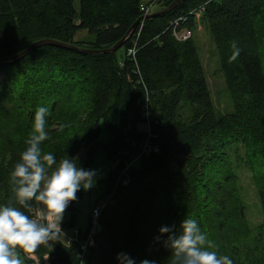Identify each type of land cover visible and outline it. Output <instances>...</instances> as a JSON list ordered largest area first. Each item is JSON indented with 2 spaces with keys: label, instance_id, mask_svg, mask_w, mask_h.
<instances>
[{
  "label": "trees",
  "instance_id": "16d2710c",
  "mask_svg": "<svg viewBox=\"0 0 264 264\" xmlns=\"http://www.w3.org/2000/svg\"><path fill=\"white\" fill-rule=\"evenodd\" d=\"M74 1L0 0V60L45 39L89 50L113 48L144 16L141 7L151 4L80 0L77 9ZM175 1L159 0L157 12ZM202 5L201 20L212 34L233 101V112L225 116L215 110L195 43H179L172 33L179 17ZM81 32L88 40L77 41ZM236 49L239 55L232 60ZM263 53L264 0H183L171 13L144 21L113 53L43 46L20 62L1 64L0 204L14 196L10 173L33 134V117L42 102L50 113L49 139L42 142V152L54 153L59 162L85 149L89 168L104 150L115 162L94 247L82 257L81 244L89 230L83 234L78 229L72 244L60 238L34 253H21L25 264H35L30 255L39 264L46 257L49 264H117L122 252L137 264L144 259L171 264L164 247L167 237L160 236L159 229H178L187 218L202 219L210 185L233 183L234 175L225 167L227 147L238 141L264 156ZM82 91L87 94L86 110L63 107ZM104 129L111 135L109 143L99 142ZM215 168L218 179L213 181ZM258 184L264 213V179ZM74 227L73 212L61 228L66 232ZM256 239L264 249V223ZM236 248L231 252L229 246L217 245L213 250L228 255L233 264H257Z\"/></svg>",
  "mask_w": 264,
  "mask_h": 264
},
{
  "label": "clouds",
  "instance_id": "9594fccd",
  "mask_svg": "<svg viewBox=\"0 0 264 264\" xmlns=\"http://www.w3.org/2000/svg\"><path fill=\"white\" fill-rule=\"evenodd\" d=\"M239 55V49L230 59ZM48 107L39 106L33 117L32 135L10 173L14 196L0 204V264H24L21 253L31 254L49 241L66 233L61 228L66 209L77 201V194L96 186L97 172L79 166L78 157L61 159L42 152L49 139L46 130ZM164 247L171 253V264H233L228 255L218 254L196 219H184L179 228L162 226ZM117 264H137L127 253L116 256ZM139 264H156L144 259Z\"/></svg>",
  "mask_w": 264,
  "mask_h": 264
},
{
  "label": "rangeland",
  "instance_id": "374dc122",
  "mask_svg": "<svg viewBox=\"0 0 264 264\" xmlns=\"http://www.w3.org/2000/svg\"><path fill=\"white\" fill-rule=\"evenodd\" d=\"M145 1H151L152 4L155 0ZM74 3L75 7L79 9L80 0H75ZM159 9L160 7L155 4L151 11L152 14L156 13ZM192 27V40L197 47L205 71L215 110L220 116L228 115L233 112L234 106L220 68V57L212 34L202 20L198 25H193ZM76 39L77 41H86L88 40V36L85 32H81L77 35ZM43 87L41 86L42 89ZM78 91L79 88L77 89ZM81 94L78 98L75 96L72 103H64L63 107L68 108L72 106L73 108L86 110L88 106L87 94L84 91ZM44 103L42 102L41 106ZM79 127L74 130H79ZM110 141L111 135L104 129L99 142L109 143ZM227 154L228 164L225 167L226 170L230 169L235 180L232 184L219 182L218 185L215 183L210 185L211 194L206 196L208 206L206 208L203 206V210L200 211L202 219H197L203 224L206 223V226L202 227L201 223L198 224L207 231L206 235L214 247L226 245L229 246L231 252H234L233 250L239 247L243 258L248 256L254 259V263L264 264L263 244L260 245V242L256 239L258 231L264 223V213L258 191V182L262 181V178L264 179V156L254 152L238 141L231 143L227 147ZM136 156L131 157V161ZM76 157L79 159L80 167L96 170L97 183L88 192H79L77 194V201L66 209L62 223L71 220L74 212L75 227L66 231L65 237L61 234L60 238L63 241H66L71 236L76 237L74 234L75 229H79L83 234L89 230L91 212L98 206L103 207L109 200L107 179L112 171H114L115 165L114 160L108 157L104 150L97 152L89 168H86L87 155L85 149H82ZM214 179H218L216 168L212 170V180L214 181ZM210 195L211 197L209 198ZM219 213L223 214L222 217L219 216ZM29 258L34 260L35 264H39L37 257L30 255ZM248 263H250L249 260ZM44 264H49L47 257Z\"/></svg>",
  "mask_w": 264,
  "mask_h": 264
},
{
  "label": "built area",
  "instance_id": "2783aa9c",
  "mask_svg": "<svg viewBox=\"0 0 264 264\" xmlns=\"http://www.w3.org/2000/svg\"><path fill=\"white\" fill-rule=\"evenodd\" d=\"M158 1L159 0H155L154 3L150 5H143V7H141V12L144 13V16H148L152 14L151 12L152 8L153 6H155V4ZM205 7L206 6L202 5L198 9L191 11L188 14V16H181L179 17V19H177L178 21L175 22L174 27L172 28V33H173V36L176 38V40L179 41V43L186 42L193 38L192 29L189 27V24L192 22L193 24L198 25V23L201 22L202 16L205 13ZM134 54H135V51L130 50V55H134ZM100 212H101L100 206L96 207L91 212V226L87 233L85 243L81 244V250H82V255H83L82 257H84L87 254L88 250L94 247L95 245L96 235L100 231V226L98 223ZM74 234L76 235V237L71 236L67 238L68 244H72L75 241H77V238L80 234L79 230L75 229Z\"/></svg>",
  "mask_w": 264,
  "mask_h": 264
},
{
  "label": "water",
  "instance_id": "95a60500",
  "mask_svg": "<svg viewBox=\"0 0 264 264\" xmlns=\"http://www.w3.org/2000/svg\"><path fill=\"white\" fill-rule=\"evenodd\" d=\"M183 2V0H176L170 7L166 8L163 11L148 15V16H143L139 19V21H137L135 23V25L132 27V29L130 30V32L128 33V35H126V37L117 45H115L113 48L110 49H105V50H89V49H82L77 47L76 45L72 44H65V43H61V42H57V41H53V40H43V41H39L37 43H34L32 46H30L28 49H26L25 51H23L22 53H19V55L12 57L10 59H6V60H0V65L4 64V63H16V62H20L22 59L26 58L28 55L32 54L33 51H35L38 48H41L43 46H55V47H60V48H64V49H68V50H74L77 51L79 53H83V54H108V53H113L115 51H117L118 49L122 48L124 43L136 32V30L138 29V27L141 26V24L151 18H155V17H160V16H164L166 14L171 13L172 11H174L181 3Z\"/></svg>",
  "mask_w": 264,
  "mask_h": 264
}]
</instances>
